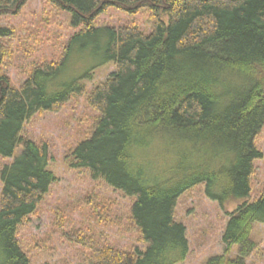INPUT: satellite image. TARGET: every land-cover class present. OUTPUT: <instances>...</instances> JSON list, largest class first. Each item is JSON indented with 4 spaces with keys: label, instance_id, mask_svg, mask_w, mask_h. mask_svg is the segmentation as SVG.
<instances>
[{
    "label": "trees",
    "instance_id": "1",
    "mask_svg": "<svg viewBox=\"0 0 264 264\" xmlns=\"http://www.w3.org/2000/svg\"><path fill=\"white\" fill-rule=\"evenodd\" d=\"M28 1L0 0V158H14L0 168V264H31L19 232L57 181L50 144L24 139L25 126L87 93L95 68L68 83L61 76L76 49L90 47L116 70L87 95L100 117L91 138L73 150V167L133 200L126 229L146 248L108 245L92 228L71 241L87 248L89 264H181L190 248L177 207L203 187L222 207L238 203L227 212L224 254L206 264H250L260 246L253 233L264 225V188L253 203L240 202L251 196L255 164L264 160V0H44L51 12L70 14L74 34L58 60H37L14 87L7 71L17 32L2 18ZM114 9L150 14L151 32L99 27ZM100 208L101 225L117 227L112 209ZM234 246L239 254L231 258Z\"/></svg>",
    "mask_w": 264,
    "mask_h": 264
},
{
    "label": "rangeland",
    "instance_id": "2",
    "mask_svg": "<svg viewBox=\"0 0 264 264\" xmlns=\"http://www.w3.org/2000/svg\"><path fill=\"white\" fill-rule=\"evenodd\" d=\"M98 20L101 28L137 25L147 33L153 28L150 14L145 12L131 15L114 9ZM2 25H11L17 32L15 58L7 71L14 87H20L27 79L28 68L37 60H58L63 44L74 34L70 14L51 12L44 0H29L18 15L4 16ZM28 41L31 54L23 52V42ZM93 49H76L61 76V83H68L80 79L95 68L86 80L87 93L75 96L59 113L38 114L27 122L24 129V139L50 144L49 169L57 179L38 211L19 232L18 238L24 251L29 254L31 264H89L90 253L87 248L71 241L80 229L85 228H92L98 235H104L106 243L114 247L125 250L146 248V245L138 243L135 233H129L126 229V219L134 204L133 200L102 180H93L87 170L73 167V150L79 143L91 138L100 117V113L87 103V95L116 70L113 62L103 64L101 51L96 54ZM258 145L264 152V130ZM22 149L23 145L20 144L15 156ZM13 160L0 158V168L11 165ZM253 179L251 196L240 203H253L260 196L264 188V160L256 162ZM2 189L0 179V194ZM104 205L110 207L118 219L117 227L101 225L98 220L96 214ZM237 206L238 203L234 202L222 207L219 201L206 196L203 187L181 198L176 219L187 228L190 248L187 260L181 264H206L212 257L224 254L222 235L229 220L227 212H233ZM253 239L260 246L249 263L264 264V225L256 226ZM238 254L239 247L234 246L229 256L233 258Z\"/></svg>",
    "mask_w": 264,
    "mask_h": 264
}]
</instances>
